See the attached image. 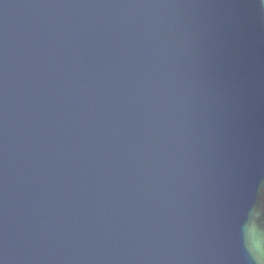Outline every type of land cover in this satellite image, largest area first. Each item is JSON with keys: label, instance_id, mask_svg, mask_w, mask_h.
Masks as SVG:
<instances>
[{"label": "water", "instance_id": "water-1", "mask_svg": "<svg viewBox=\"0 0 264 264\" xmlns=\"http://www.w3.org/2000/svg\"><path fill=\"white\" fill-rule=\"evenodd\" d=\"M257 236V0H0V264H252Z\"/></svg>", "mask_w": 264, "mask_h": 264}, {"label": "clouds", "instance_id": "clouds-1", "mask_svg": "<svg viewBox=\"0 0 264 264\" xmlns=\"http://www.w3.org/2000/svg\"><path fill=\"white\" fill-rule=\"evenodd\" d=\"M259 15L264 19V0H257ZM245 246L252 264H264V236H257L252 240L245 239Z\"/></svg>", "mask_w": 264, "mask_h": 264}]
</instances>
